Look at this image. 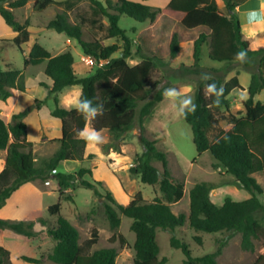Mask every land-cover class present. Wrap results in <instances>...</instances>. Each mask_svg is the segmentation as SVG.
Instances as JSON below:
<instances>
[{
	"label": "trees",
	"instance_id": "16d2710c",
	"mask_svg": "<svg viewBox=\"0 0 264 264\" xmlns=\"http://www.w3.org/2000/svg\"><path fill=\"white\" fill-rule=\"evenodd\" d=\"M31 1H34L37 11H44L52 5H64L65 11L58 13L47 27L77 40L84 54L103 64L94 73L79 76L74 69L75 58L71 51L53 56L47 48L34 43L28 56L24 58V69L45 65L44 72L53 81V85L49 87L44 82L40 85L48 89L49 98H52L56 105L51 111V116L62 121V137L52 140L59 144V149L43 165L38 166L33 150L34 143L28 140V126L25 120L34 109L40 110L45 102L36 99L34 106L14 114L10 122L0 118V151L7 152L5 167L0 173V210L15 192L29 182L40 180L49 183L55 180L60 197L66 202L74 201L66 194L70 189H90L95 196L105 197L109 201L104 204V208L113 230L121 225L120 214L133 221L131 230L136 235L133 246L134 264H167L168 258H160L158 231L162 229L174 233L187 222L198 232L228 233L229 236L240 234L242 248L246 251L255 250V241L264 242V227L260 221L261 216H264V204L258 197V194L263 193V188L255 177V174H264V103L254 100L255 96L264 90V46L251 49L250 40L243 34L238 8L249 0H171L163 9L145 4L150 0H108L107 5L100 0H67L62 3L56 0H0V15L17 33L11 41L21 51L23 45L31 41V33L28 29L29 23H20L15 11ZM84 1L89 2L92 7V18L89 22L106 29L105 39L85 40L83 27L70 21L68 11ZM219 1L224 4V11L221 10ZM161 14L177 17L187 30L207 29L193 41L194 64L189 70L202 67L205 45L209 48V58L212 61L224 63L229 67L238 62L234 56L244 49L249 57V62L244 65L259 68L257 72H251L249 98L244 103L245 114H230L227 117L230 125L228 128H220L217 112L230 108L228 97L232 91L243 89L237 76L229 80L213 76L217 85H222L225 89L219 107L206 95L205 82L199 79L195 92L197 111L185 118L192 128L193 142L198 154L210 152L227 173L235 178V183L252 194L247 200L235 201L227 198L222 206H217L210 196L218 185L204 182L196 184L190 190L189 215H176L171 209L172 204L183 199L185 185L173 180L167 154L158 149L156 141L147 138L145 127L153 109L164 100L162 92L165 87L157 90L159 82L149 86L151 77L158 67L166 66L167 62L162 58L142 55L141 48L134 51L132 39L120 26L122 16L146 23L155 22ZM104 17L109 23L106 27L101 23ZM113 38L123 41L122 49L117 44L105 43V40ZM11 41L0 39V100L4 102L13 96L14 91H27L24 71L16 70L12 66L4 69L2 66L3 44ZM180 44V36L175 33L170 43L171 59L178 57L181 52ZM119 51L120 56L115 57ZM135 59H141V62L130 65L128 60ZM219 70L221 71L212 68L213 72ZM78 85L82 87L86 97L93 99L94 103L104 105V115L92 120L91 124L93 128L106 130L111 135L112 140L102 147L105 153L113 151L122 154L125 135L138 126L139 142L143 145L144 152L137 156L136 164L129 169L130 174L144 184L158 185L162 197L156 196L152 202H148L138 193L128 205H123L115 199L110 190H106L105 196L102 194L100 188H103L104 184L93 179L91 168L82 167L75 174L55 173L64 161H85L87 145L77 135V131L84 129L88 121L75 110L60 105V93L66 88ZM94 158L95 155L88 156L89 161ZM154 161L162 163V173L153 165ZM48 211L58 218L56 227L48 230V234L57 243L49 256L50 261L54 264H117L118 248L107 247L92 251L99 240L97 229L92 231L89 239L80 243L79 230L61 215V200L49 206ZM38 222L47 226L44 220L39 219ZM35 225L34 221H11L0 217V232L12 230L27 239L38 236ZM117 240L121 248L128 246L126 238L122 235L114 234L110 238L112 243ZM195 241L202 245L201 237H195ZM226 243L227 239L220 243L214 253L195 257L186 242L174 234L170 239L173 248L183 251V264H217ZM23 260L40 264V260L35 258L23 257ZM0 264H11L10 251L1 245ZM256 264H264V252L258 257Z\"/></svg>",
	"mask_w": 264,
	"mask_h": 264
},
{
	"label": "rangeland",
	"instance_id": "374dc122",
	"mask_svg": "<svg viewBox=\"0 0 264 264\" xmlns=\"http://www.w3.org/2000/svg\"><path fill=\"white\" fill-rule=\"evenodd\" d=\"M57 2H65L67 0H56ZM107 5L108 0H100ZM116 1V0H112ZM133 2H143L142 0H130ZM171 0H150L145 4L163 9ZM219 5L224 11V5L219 1ZM65 11L64 5H52L44 11H37L34 7V1L29 2L25 7L16 10V16L20 23H29V31L31 33V41L24 44L22 51L11 41L17 34L9 27L0 15V39L10 40L3 44L1 53V61L4 69L12 66L16 70H23L26 78L29 80L30 90L18 97L15 109L17 113L34 106L36 99L44 101L45 104L38 111L34 109L26 118L28 126V139L34 143V154L37 159V165L41 166L43 163L51 158L57 151L59 145L52 144V141H46L48 137L55 134L53 130L45 129L49 126L50 121L53 120L51 111L55 109L56 105L52 98H49V91L47 88L41 90L34 88L35 80L39 79L41 66L29 67L24 69V51L28 53L34 43L38 42L52 53H61L71 49L76 61H80L83 50L79 42L72 40V45H69L68 37L65 34H59L53 29H49L48 23L58 13ZM112 11V10H111ZM113 12V11H112ZM70 21L79 24L83 27L84 39L91 41L93 39H105L106 29L93 25L89 21L92 18V7L89 2H80L77 6L68 11ZM102 24L108 26L107 18H102ZM120 26L125 29L133 41V50L141 48L142 55L146 57H158L167 62L166 66L158 67L150 80L149 86L159 82L158 88L176 87L182 93L191 95L195 100V92L197 82L200 79L202 72H208L212 76L225 78L229 75L228 71L247 70L250 72H257V66L246 67L244 64L234 62L229 67L222 65L218 72H213L209 67L211 64L217 65L219 62L212 61L209 58V48L207 45L203 47V56L201 60V68L191 69L194 64L193 60V41L201 32L207 31L204 28L195 30H187L184 28L177 17H170L161 14L155 22L139 23L129 18L122 16ZM175 33L180 36L181 52L178 57L171 59L170 57V43ZM244 34V33H243ZM245 38L246 35L244 34ZM250 40V39H249ZM251 42V49H258L264 46V33L254 37ZM108 45L117 44L121 49L123 48V41L120 38H113L105 40ZM119 51L115 57L120 56ZM86 68L83 65H76L74 67L79 76L94 73L100 66V63L94 60L91 63L88 59H83ZM130 65H136L141 62V59L128 60ZM79 67L84 68L80 70ZM34 78L31 76L32 73ZM235 73V72H234ZM233 73V74H234ZM251 81L249 75H244L242 82L245 87ZM77 90H81L80 86L67 88L61 94L62 106L71 101L72 96ZM242 91H237L235 97H232L233 106L229 109H222L217 112L220 119V128L227 125V117L230 114L241 116L245 114L244 103L249 98V95ZM243 97V99H241ZM264 103V92L256 98V102ZM13 104V103H12ZM11 106L0 100V118L7 122L11 121V113L9 108ZM69 109V108H68ZM55 120V119H54ZM46 126V127H45ZM45 127V128H44ZM146 136L152 141H156L159 150L167 154L168 167L171 171L174 181L182 182L185 185V195L183 199L171 205L172 211L179 215L185 213L189 215L190 211V190L198 183H214L218 186L211 192V199L217 206H222L225 199L231 198L235 201H244L252 197V194L238 186L235 183V178L228 174L211 155L210 152H205L199 155L196 146L193 142V131L191 126L186 122L185 118H178L175 110L165 99L159 103L152 111V114L145 122ZM45 129V130H44ZM109 135L108 131H106ZM139 128L136 125L135 129L125 135V141L122 145H126L130 162L119 160L113 170L109 169V165L102 159L92 161L88 160L85 151V161L88 167H94L97 161V176L103 178L117 194L115 199L123 204L128 200V197H134L141 193L144 199L152 202L156 196L162 197L159 186H151L144 184L140 179L133 177L129 169L136 164L137 156L144 152L143 145L139 142ZM215 134V133H214ZM108 142L112 140L111 135L106 137ZM107 142V143H108ZM104 145V144H103ZM103 145L101 147H103ZM103 151V149H102ZM104 152V151H103ZM105 153V152H104ZM6 151H0V161L5 160ZM94 155V154H92ZM125 160H127L125 158ZM90 163V165H89ZM92 163V164H91ZM160 172H163V165L161 162L154 161ZM77 163H63L57 172L72 173L76 169ZM257 181L263 188V193L258 194L259 199L264 204V174H256ZM92 180L90 177H86ZM55 180L47 182L31 183L27 187H23L17 191L6 203L0 212V217L11 221H34L36 222L35 231L38 232L36 238L27 239L24 236L12 231L5 230L0 232V245L10 251L11 264H32L23 260V257H30L40 260V264H54L49 260V256L53 253L56 246V241L48 234V230L55 228L57 225V216L49 213V206L62 202L61 215L67 218L80 232V243H83L91 237L94 229L99 231L98 243L92 248V251L115 247L119 250L117 264H134L135 250L133 248L136 235L131 230L132 220L120 214L121 225L118 229L113 230L108 222L104 204L109 201L103 197H97L93 191L86 188L70 189L66 194L71 196L73 200L75 195L77 201H65L60 197L58 188H55ZM123 186L125 193H119L118 188ZM105 187V188H104ZM100 188V191L105 196L108 189L105 185ZM77 190V192H76ZM110 190V189H108ZM47 222L44 226L38 220ZM261 223L264 227V216H261ZM122 235L126 238L128 246L121 248L119 241L112 243L110 238L113 235ZM186 242L192 250L193 256L201 257L209 253H214L220 247V243L227 239L226 245L223 247L222 255L217 259V264H256L258 257L264 252V242L255 241V250L246 251L242 248V237L240 234L229 236L228 233L210 234L206 232H198L192 229L187 222L185 226L177 228L174 233L160 229L158 231V243L160 246V258H168L167 264H183L185 255L182 250L175 249L170 245L172 235ZM195 237L202 238V245L195 241Z\"/></svg>",
	"mask_w": 264,
	"mask_h": 264
},
{
	"label": "crops",
	"instance_id": "0c3cea01",
	"mask_svg": "<svg viewBox=\"0 0 264 264\" xmlns=\"http://www.w3.org/2000/svg\"><path fill=\"white\" fill-rule=\"evenodd\" d=\"M262 3H264V0H249V1H247L244 5H242L241 7H239L238 8V13H239V15H240V19H241V24H242V28H243V33L246 35V38L247 39H250V40H252L254 37H256L257 35H259V34H261V33H264V29H256V30H253V26H250L249 24H248V21H247V13L249 12V11H251V10H259L260 9V5L262 4ZM224 5V4H223ZM221 8V7H220ZM221 10H222V8H221ZM51 21V20H50ZM49 21V22H50ZM17 34V33H16ZM68 37V36H67ZM71 38H69L68 37V40H69V45H72V40H70ZM38 43V42H37ZM40 44V43H39ZM34 45V44H33ZM32 48V47H31ZM31 50V49H30ZM67 51H69V50H67ZM70 51H71V49H70ZM30 52V51H29ZM29 52L28 53H26L25 51H24V57L25 56H28V54H29ZM51 52V51H50ZM66 52V51H65ZM72 52V51H71ZM61 53H64V51H62ZM61 53H56V54H54V53H52L51 52V54L53 55V56H57V55H59V54H61ZM74 58H75V56H74ZM83 59H92L91 57H89V56H87L86 54H84V52L81 54V58H80V61H76V58H75V63H74V67L78 64L79 66L80 65H83V67L84 68H86V66H85V64H84V62H83ZM222 65H224V63H218L217 65H215V64H211V65H209V67H215V68H220ZM42 68H41V70H39L38 72H41L40 73V76H39V79L38 80H35V78H34V76H33V74L35 73V72H33L32 73V77L34 78V83H35V86H34V88H37L38 90L40 89H42V88H45V87H43V86H41L40 85V83H42V82H44V83H46L49 87H52V85H53V81L51 80V79H49L47 76H46V74H45V65H40ZM30 67H33V66H30ZM34 67H36V66H34ZM29 68V67H28ZM80 68V70H83L84 68H82V67H79ZM235 72V73H234ZM232 73V75H230ZM234 73V74H233ZM229 75H230V77H228V79L227 80H229V79H231L232 77H234V76H237V78H238V80H239V83H240V85L243 87V89H235L234 91H232V93L229 95V97H228V99H229V102H230V107H231V105L233 106V103H232V100H231V98L232 97H235V94L237 93V91H242L243 93H246V91H248V88H249V86H250V83H251V81L248 83V87H245V84L242 82V79H243V77H244V75H249L250 76V79H252V75H251V72L250 71H247V70H241V71H239V72H237V71H229ZM29 83V80L26 78V85H27V91L26 92H28L31 88H30V85L28 84ZM79 86V85H78ZM73 87H76V86H73ZM73 87H69V88H73ZM81 87V86H80ZM82 88V87H81ZM67 89V88H66ZM65 89V90H66ZM64 90V91H65ZM63 91V92H64ZM78 91H80V90H77V92ZM62 92V93H63ZM262 92H264V90L262 91ZM262 92L260 93V94H258V95H256L255 96V102H256V98H258L261 94H262ZM62 93H60V105H61V107H63V108H66V109H68L67 107H64V106H62V101H61V94ZM23 94V92H19V91H14V94H13V96L11 97V98H9L7 101H5V103L6 104H8V105H10L11 107L8 109L9 110V112L11 113L10 115H11V118H12V116L14 115V114H17V110L15 109V106H16V104H17V101H18V97H20V95H22ZM248 95H249V92L247 93ZM245 102H246V100H245ZM258 102H261V101H258ZM13 103V104H12ZM35 111H38V109L37 110H35ZM55 119V120H54ZM26 122H27V120H25ZM230 125L227 123V125L225 126V127H221L222 129H226V128H228ZM46 127V126H45ZM44 127V128H45ZM86 127L87 128H93L92 127V124H91V121H88V123H87V125H86ZM85 127V128H86ZM45 129H48V130H53L54 132H55V134L54 135H52V137L50 136V137H48L47 139H46V141H52V140H54V139H59V138H61L62 137V121L60 120V119H57V118H54L53 117V120H51L50 121V124H49V126H47ZM44 129V130H45ZM101 133L103 134V136L105 137V143H107L108 142V139L106 138V137H108L109 135L107 134V132H106V130H103V131H101ZM29 140V139H28ZM104 143V144H105ZM52 144H55V145H59L58 143H52ZM102 145H100L99 147H92V146H87L86 147V157H88L89 155H91V154H94L95 155V160H98V159H102V160H104V162L105 163H107L108 165H109V169L110 170H113V173H114V168L116 167V166H118L117 165V163H118V161L119 160H121V159H123V161L124 162H126V161H129L130 162V157H129V155H128V151H127V149H126V145H122V154H118V153H116V152H113V151H110L109 153H104L103 151H102V147H101ZM59 149V148H58ZM57 149V150H58ZM125 158L127 159V160H125ZM6 159V158H5ZM65 162H69V163H73V164H76L77 163V166H76V169L72 172V173H67V174H75V173H77L78 171H79V169L80 168H82V167H86V168H90V167H88V163L86 162V161H84V162H77V161H64V162H62L60 165H59V167L63 164V163H65ZM92 164V163H91ZM89 165H90V163H89ZM4 167H5V160H2V161H0V173L3 171V169H4ZM59 167L57 168V170L59 169ZM92 169V172H93V179H95V180H97V181H100V180H104L103 178H101V177H98L97 176V171L99 170V167H97V161L95 162V164H94V167H92L91 168ZM57 170H56V172L55 173H59V172H57ZM256 175V174H255ZM37 182H42V181H40V180H38V181H34V182H29V183H27V184H25V185H23L20 189H22L23 187L25 188V187H27L28 185H30L31 183H37ZM101 182H103V181H101ZM103 184L108 188V189H110V191L112 192V193H114V195L117 197V194H116V192L104 181L103 182ZM55 188H57L56 187V185H55ZM19 189V190H20ZM18 190V191H19ZM77 190H79V189H77ZM77 190H76V192H77ZM118 192L121 194L122 192L123 193H125V191H124V189H123V186L121 185L119 188H118ZM16 193V192H15ZM14 193V194H15ZM13 194V195H14ZM131 197H128V200L127 201H124V203H123V205H128L129 203H130V201H131ZM75 201H77V198H76V195H75V199H74ZM2 210H0V212H1ZM3 219V218H2ZM36 226V225H35Z\"/></svg>",
	"mask_w": 264,
	"mask_h": 264
},
{
	"label": "clouds",
	"instance_id": "9594fccd",
	"mask_svg": "<svg viewBox=\"0 0 264 264\" xmlns=\"http://www.w3.org/2000/svg\"><path fill=\"white\" fill-rule=\"evenodd\" d=\"M247 21L250 26H253V30L264 29V3L260 5L259 10H251L247 13ZM234 59L241 64L248 63L249 57L247 50H239L235 54ZM200 80L205 82L206 95L212 98L214 105L219 107L224 96V87L222 85L218 86L213 76L208 72H202L200 74ZM162 96L175 110L178 118H186L189 114H195L197 111L198 105L195 103L194 98L191 95L182 93L176 87L164 88ZM66 107L75 110L85 121L95 120L97 117L103 116L105 111L103 103H94L93 99H89L84 95L82 88L73 94L71 101ZM77 135L85 141L87 146L99 147L105 143V137L100 130L95 128L86 127L80 129L77 131ZM225 139L228 138L225 137Z\"/></svg>",
	"mask_w": 264,
	"mask_h": 264
},
{
	"label": "built area",
	"instance_id": "2783aa9c",
	"mask_svg": "<svg viewBox=\"0 0 264 264\" xmlns=\"http://www.w3.org/2000/svg\"><path fill=\"white\" fill-rule=\"evenodd\" d=\"M89 61L91 62V63H93L94 62V59L92 58V59H89ZM103 64V62H101L100 63V65H102Z\"/></svg>",
	"mask_w": 264,
	"mask_h": 264
}]
</instances>
